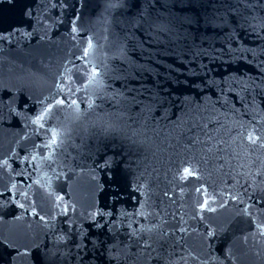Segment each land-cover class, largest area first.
Masks as SVG:
<instances>
[{
  "label": "water",
  "instance_id": "obj_1",
  "mask_svg": "<svg viewBox=\"0 0 264 264\" xmlns=\"http://www.w3.org/2000/svg\"><path fill=\"white\" fill-rule=\"evenodd\" d=\"M260 222L264 0H0V264H264Z\"/></svg>",
  "mask_w": 264,
  "mask_h": 264
},
{
  "label": "snow or ice",
  "instance_id": "obj_2",
  "mask_svg": "<svg viewBox=\"0 0 264 264\" xmlns=\"http://www.w3.org/2000/svg\"><path fill=\"white\" fill-rule=\"evenodd\" d=\"M91 48H92V45H91V43H89L88 44V48L85 49V51L83 53L85 58L89 55V51L88 50L91 49ZM69 91H71V90L69 89ZM66 99L67 98H64V99L56 101V105L59 106V105L65 104ZM75 103H76V101L72 100L69 106L74 105ZM50 110H51L50 108H46L41 114L37 115V117L35 118L33 123L41 124V127H43V124L41 122L44 121L45 118L49 115ZM258 139H261V138L260 137H253L252 135L248 136V140L252 144H255ZM55 144H56V139L53 138L52 141H51V144L48 145V146L51 147V145H55ZM33 159H35V157H33ZM194 175H195V172L191 168H187L186 167V168L183 169V175L181 176V179H186L187 177L194 176ZM196 191L200 192L202 190L201 189H197ZM208 203H209V201L205 200V201H203L200 204V207L201 208H207L208 207ZM255 227H256L257 231H259L262 235H264V222H260V223L256 224Z\"/></svg>",
  "mask_w": 264,
  "mask_h": 264
}]
</instances>
